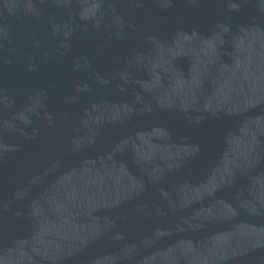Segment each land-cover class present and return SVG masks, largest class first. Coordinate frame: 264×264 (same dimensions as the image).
Segmentation results:
<instances>
[{
	"label": "water",
	"instance_id": "water-1",
	"mask_svg": "<svg viewBox=\"0 0 264 264\" xmlns=\"http://www.w3.org/2000/svg\"><path fill=\"white\" fill-rule=\"evenodd\" d=\"M0 264H264V0H0Z\"/></svg>",
	"mask_w": 264,
	"mask_h": 264
}]
</instances>
